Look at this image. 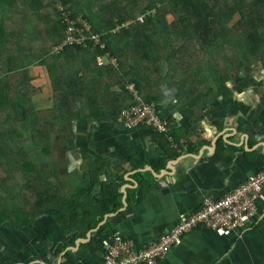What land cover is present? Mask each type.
<instances>
[{
	"label": "crops",
	"instance_id": "0c3cea01",
	"mask_svg": "<svg viewBox=\"0 0 264 264\" xmlns=\"http://www.w3.org/2000/svg\"><path fill=\"white\" fill-rule=\"evenodd\" d=\"M36 75L35 83L42 87L39 81H46L50 91L48 77ZM240 79L229 80L230 97L191 108L164 68L160 87L142 98L158 104L172 123L174 142L151 128L120 123L130 86L112 108L101 100L102 115L72 121L42 160L47 167L39 166L53 173L51 198L64 209L40 213L21 228L0 227V264H104L116 234L132 238L139 248L157 242L182 215L263 169L264 70L257 67ZM60 176L74 178L67 189L59 185ZM256 205L247 229L219 236L198 228L158 264H264V201Z\"/></svg>",
	"mask_w": 264,
	"mask_h": 264
},
{
	"label": "trees",
	"instance_id": "16d2710c",
	"mask_svg": "<svg viewBox=\"0 0 264 264\" xmlns=\"http://www.w3.org/2000/svg\"><path fill=\"white\" fill-rule=\"evenodd\" d=\"M63 13L87 19L106 47L56 52ZM107 54L116 66L98 65ZM38 67L47 69L52 92L45 107ZM257 67L264 70V0H0V227L64 209L51 198L53 173L40 170L32 153L50 156L72 121L102 115L101 100L112 108L129 86L145 96L166 68L188 106L203 108L230 97L229 80ZM133 103L131 94L119 112ZM73 179L60 176L59 185L67 189Z\"/></svg>",
	"mask_w": 264,
	"mask_h": 264
},
{
	"label": "built area",
	"instance_id": "2783aa9c",
	"mask_svg": "<svg viewBox=\"0 0 264 264\" xmlns=\"http://www.w3.org/2000/svg\"><path fill=\"white\" fill-rule=\"evenodd\" d=\"M61 10L65 11L62 6ZM62 15H64L65 38L55 49L56 52L66 46H86L88 43L100 49L106 47L101 36L93 31L87 19L71 18L66 13ZM109 57V54L98 55L96 61L99 66L107 64L116 66V59ZM130 91L134 103L121 111L120 123L127 129L151 128L174 142L171 133L172 123L161 115L158 104L145 101L133 86H130ZM263 188L264 168L250 175L244 183L223 197L207 199L198 211L182 215L159 241L141 248L132 238L116 234L106 248L104 264H158L174 248L182 244L185 235L198 228L213 230L219 236L245 230L256 214V203L264 201Z\"/></svg>",
	"mask_w": 264,
	"mask_h": 264
},
{
	"label": "rangeland",
	"instance_id": "374dc122",
	"mask_svg": "<svg viewBox=\"0 0 264 264\" xmlns=\"http://www.w3.org/2000/svg\"><path fill=\"white\" fill-rule=\"evenodd\" d=\"M120 26H118V27H116L115 29H116V32H118V28H119ZM119 30H120V28H119ZM34 71H36V73H39V72H42V74L44 75V77L47 79V73H45L44 71H47V69L45 68V67H38V68H35L34 69ZM257 73H258V71H257ZM39 83H40V85H42V93L40 94V98H43V96H44V92H45V90H47L48 91V89H47V85H46V81H39ZM45 86V87H44ZM43 88H44V90H43ZM49 90H50V84H49ZM46 91V96H45V98H44V100H43V106L45 107V106H48L49 105V99L51 98V94H52V92H51V90L50 91H48L47 92ZM69 127H70V124H69ZM66 131H68L69 132V129L68 130H66ZM67 133V132H66ZM66 135V134H65ZM61 136H59L58 138H60ZM28 146H29V148H31V146H30V143L28 142ZM38 152H40V151H38ZM38 152H35V151H33V157H34V159H35V161L37 162V164L42 168V167H47V165H48V163H44V164H42V160H44V159H47V157L46 156H44V155H42V154H40V153H38Z\"/></svg>",
	"mask_w": 264,
	"mask_h": 264
},
{
	"label": "clouds",
	"instance_id": "9594fccd",
	"mask_svg": "<svg viewBox=\"0 0 264 264\" xmlns=\"http://www.w3.org/2000/svg\"><path fill=\"white\" fill-rule=\"evenodd\" d=\"M91 24V23H90ZM93 28V27H92Z\"/></svg>",
	"mask_w": 264,
	"mask_h": 264
},
{
	"label": "flooded vegetation",
	"instance_id": "af4514ba",
	"mask_svg": "<svg viewBox=\"0 0 264 264\" xmlns=\"http://www.w3.org/2000/svg\"><path fill=\"white\" fill-rule=\"evenodd\" d=\"M261 69V68H260ZM263 70V69H262Z\"/></svg>",
	"mask_w": 264,
	"mask_h": 264
}]
</instances>
